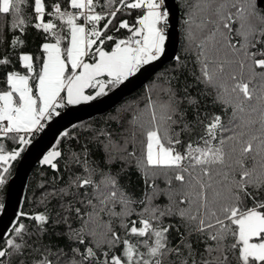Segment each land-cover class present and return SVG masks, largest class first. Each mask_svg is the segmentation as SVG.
<instances>
[{
    "label": "snow or ice",
    "instance_id": "6c2138e0",
    "mask_svg": "<svg viewBox=\"0 0 264 264\" xmlns=\"http://www.w3.org/2000/svg\"><path fill=\"white\" fill-rule=\"evenodd\" d=\"M24 2L0 0V14L19 15ZM246 2L245 8L239 6V0L231 3L228 0L221 3H217V0H204L202 10L209 15L202 20L201 27L206 28L209 24L215 26L206 38L207 46L216 52L226 48L232 56L226 52L223 59L217 60L202 50L200 55L204 59L201 60V76L197 77L198 81L222 90L218 96L232 107L233 119H239V123L226 129L221 117L217 115L210 123L204 124L198 111L199 101L192 96L178 100L176 90L168 82L169 86L164 89L168 99H149L146 108L150 111V118L138 123L140 117L134 115L130 124L134 128L138 126L143 136L144 154L137 166L143 165L145 171H175V181L180 182L184 188L183 198L172 201L170 197V205L161 209L152 205L154 196L146 197L148 204L139 214L140 218L131 221V226L122 221L124 239H121L111 224L100 221L98 227L103 224L106 231L100 233L99 239H95L98 235L95 229L91 230L90 235L94 238L97 251L106 250L98 256L93 247H86L83 253L73 248L74 257L79 255L80 259H72L69 264H189V259L191 264H264V201L257 200L249 191V188L257 192L264 190V51H252L258 44H264V28L253 23L254 19L264 22V15L256 11L254 0ZM69 3L72 12L62 11L61 5L56 3L52 6L53 11L48 13L67 25V46L61 47L64 37L55 32V23L44 22L46 13L42 0H34L35 19L38 21L34 27L54 36L55 43L45 42L41 45L42 62L35 76L32 75L34 66L30 54H21L18 58L27 74L21 75L16 71L5 74L6 88L0 90V135L16 139L20 145L30 143L26 135L42 128V120L59 114L56 109L61 106V93L66 92L68 104L94 100L106 94V86L122 84L143 65L159 59L164 52L165 32L161 25L168 18V12L162 10L164 0H106L104 4H99V0H69ZM98 4L103 9L101 12L95 10ZM121 10L138 12L133 24L122 20L116 29H127L130 35L126 39L115 40L111 51H104L96 45L114 40L113 36L107 35V31L110 26H115ZM105 20L103 28L98 27ZM23 23L20 19L13 27ZM234 25L238 27L234 28ZM233 34L240 37L235 43ZM19 42L16 38L12 45ZM94 46L97 58L93 63L85 62ZM8 63L7 59H0V65ZM209 64L215 65L211 72ZM226 66L230 68L227 79L232 84L229 97L225 100L223 97L228 91L226 84L217 81L216 75L224 73ZM101 77H107V80ZM32 79L36 80L35 88L30 85ZM88 88L99 90L95 95H86L85 90ZM184 101L195 110L193 127L203 124L205 136L200 138L203 141L202 147L198 144L194 146L195 142L190 141L181 152L177 150V146L183 144L180 136L192 130L186 122L187 110L182 111L180 107ZM253 101L256 103L253 104ZM177 127L180 128L179 132L176 131ZM218 130L230 131L232 134L218 137ZM135 139L136 132L133 131L131 141L134 143ZM128 143L129 138L126 137L125 145ZM117 151L126 152L127 148H117ZM19 155V151L5 152L0 147V165L10 164ZM61 155L60 151H50L41 163L56 169L54 161ZM133 155L128 153L129 157ZM116 158L109 157L110 160ZM249 158L252 161L251 167H248ZM76 162L79 163V159ZM84 164L88 170L86 160ZM217 166L222 170L218 171ZM7 171L8 168L4 167L3 172ZM214 172L223 179L213 182ZM185 173H188L187 181ZM90 177L91 172L88 177H76L73 183L77 189L87 188L93 185ZM3 183L4 177L0 174V184ZM101 183L104 184V191H100L99 186L94 188L97 193L95 199L101 207L97 211V205L88 200V205L93 208L89 216L98 217L109 204L114 206L117 203L122 206V210L113 215L131 216L134 201L121 191L117 178L105 175ZM249 198L253 200L252 206H248ZM185 204L187 208L179 207ZM76 212L79 215L80 209L77 208ZM165 216H178L184 222L187 236L179 233V226H176L180 243L175 247L170 246L168 240L173 225H163L162 218ZM31 219L37 222L41 231L45 230V215H35ZM64 222H67L66 218ZM24 231V225L19 223L13 229L21 241ZM193 235L198 238V243L204 245L200 252L192 247L190 238ZM74 236L81 245L85 244L79 233L70 231L69 239ZM129 236L139 239L133 243L127 238ZM27 247L26 242L17 243L14 239H5L4 247L0 248V264H8L5 257L24 255ZM182 248L187 250V257ZM49 255L52 253L49 252ZM171 255H175L177 260L170 261L168 258ZM197 255L199 260L196 259ZM34 264L53 262L42 252L41 258L34 261Z\"/></svg>",
    "mask_w": 264,
    "mask_h": 264
},
{
    "label": "trees",
    "instance_id": "16d2710c",
    "mask_svg": "<svg viewBox=\"0 0 264 264\" xmlns=\"http://www.w3.org/2000/svg\"><path fill=\"white\" fill-rule=\"evenodd\" d=\"M45 5L44 22H53L57 25L55 32L64 37L62 45L67 42L68 28L55 16H49L48 13L53 11L52 6L56 3L61 5V10L72 12L69 0H42ZM106 0H99V4H104ZM179 8V45L177 48V55L175 58L164 63L158 70H156L151 77L141 87L135 89L133 92L125 95L116 105L108 110L96 114L91 118H86L72 124L67 128L57 139L52 149L61 152V156L57 158L54 163L57 168L53 169L49 165L38 163L33 167L23 204V215L19 216L16 224L11 228L7 237L13 233V229L19 224H23L25 231L23 234V241L18 237L19 243L26 242L28 247L25 249L24 255H12L5 257L8 264H34V261L41 258V253L48 255L53 264H69L72 259L79 260L80 256L72 253L73 248H78L81 253L84 252L86 247L95 248L94 238L90 235L91 230L95 229L98 233L95 239L100 238V233L106 231L103 224H111L112 228L121 236L125 238V230L122 227V221L131 226V221L138 220L139 214L143 211L144 207L148 204L146 197L154 196L151 203L152 205L159 206L161 209L170 205V197L172 201H178L183 198L184 188L180 182L175 181V171L164 169H147L145 171L143 165L138 167L144 154L143 136L140 134V128L133 127L130 124L133 116L140 117L138 123L146 122L150 118V111L146 108L149 99L162 101L168 99V94L164 91L170 85L176 90L177 99L183 100L186 96H192L199 101L198 111L200 119L204 124L210 123L214 116H220L224 128L231 129L235 124L239 123V119H233L232 107L222 102L218 93L222 90L211 85L200 82L197 77L201 76V60L204 59L200 55L203 50L205 54L213 59H223L225 53L228 52L231 57L230 50L221 48L219 52L207 46L206 38L210 32L214 30V25L209 24L206 28L201 27L202 20L205 19L209 13L203 9L204 0H176ZM223 0H217L221 3ZM229 3L236 2V0H228ZM256 5V11L264 15V6ZM96 7L97 12L103 9L99 6ZM264 4V2H263ZM239 6L247 7L246 0H239ZM137 10H121L115 21V26H110L107 35L113 36V41H105L103 45L97 44L104 51H111L114 46L115 40L126 39L130 35L127 29H116L120 21L127 20L129 24H133L137 17ZM22 19L24 23L18 27H13ZM34 13V0H25L21 7L19 15L16 13L0 14V59H7V65H0V90L6 88L5 74L12 70L27 73L19 61V56L22 53H28L33 57V66L35 73L39 72L43 53L41 45L47 41H55V37L47 35L42 29H36ZM79 22H83L80 20ZM105 21H101L98 27L103 28ZM253 23L259 27L264 28V22L259 19H254ZM238 27V25L233 26ZM18 38L19 43L12 45V41ZM219 38V37H218ZM233 34V43L239 40ZM89 56L85 58V62L93 63L97 58L95 54V47ZM252 51H264V44H258ZM179 57V61L177 60ZM259 58V57H258ZM214 64H209V71L214 69ZM230 71L228 66L225 67L224 73H217V81H223L226 84L227 92L223 99H228L232 82L227 79V72ZM247 74V69H245ZM107 80V77H104ZM36 80L32 79L33 86ZM187 91L185 92V87ZM113 86H106L105 92ZM255 87V85H250ZM92 88H89L91 90ZM64 94V92H63ZM253 104L256 102L253 101ZM181 110H187L186 122L192 127L190 132L186 131L181 134L180 138L183 141L182 145L177 146L178 151H183L184 147L191 141L203 146V141L200 139L205 136L204 125H196L193 127L195 120L194 109H192L186 101L181 105ZM183 125H181L182 127ZM258 126V125H257ZM180 128L177 127L176 131L179 132ZM136 132V139L133 143L131 141V133ZM229 132L217 131V136L231 135ZM36 134L32 131L27 134V139L33 138ZM129 138V143L125 145V138ZM109 138L111 143L109 142ZM114 145L116 147H114ZM25 145L20 147L18 140L5 138L0 135V147H3L5 152L19 149L20 155ZM127 148V151H117V148ZM134 153L129 157L128 153ZM16 160L11 161L7 165L8 171L3 172V165H0V174H3L4 183L0 184V208L4 200L6 184L8 177L12 174ZM116 156L114 160L109 157ZM123 156L121 159L119 157ZM79 159V163L76 160ZM87 161V169L85 168L84 161ZM252 166L251 158L248 160V167ZM217 170H222L217 166ZM191 171V169H190ZM91 172V179L93 185L83 189H77L73 181L76 177L85 178ZM195 174V173H194ZM105 175H111L117 178L121 191L126 193L134 203L131 205V216H115L112 213H121L122 206L117 203L114 206L109 204L107 209L96 215L89 216L93 213V208L88 205L87 201L92 200V203L97 205V211L101 207L95 196L94 188L99 186L100 191H104V184L101 181ZM186 181L188 180V173H185ZM222 176H216L213 173V182L222 180ZM171 180V183L169 181ZM252 196L257 200L264 201V190L257 192L253 188H249ZM158 193V194H157ZM143 201L144 203H141ZM253 200L248 199V206H252ZM179 207L187 208L188 205H179ZM80 209L78 215L76 209ZM43 214L47 217V222L43 225L44 231H41L37 222L31 219L35 215ZM67 219L65 223L64 220ZM147 218V217H145ZM163 225L166 227L169 224L173 227L169 230L168 240L170 246L175 247L180 243V235L177 232L179 226V233L187 236L184 222L178 216H165L162 218ZM102 221L103 224L98 223ZM76 232L80 237L85 240V244L81 245L79 240L75 238L69 239V234ZM4 238L0 242V248L4 247ZM130 242L135 243L139 238L127 237ZM197 237L193 235L190 238L193 249L200 252L203 250V243L197 242ZM106 249L97 251V255ZM142 251L144 249H141ZM11 251V250H9ZM118 251V249L116 250ZM185 257H187V250L182 248ZM49 252L52 255H49ZM199 255L196 259L199 260ZM170 261H176L177 257L171 255L168 258ZM191 264V259H189Z\"/></svg>",
    "mask_w": 264,
    "mask_h": 264
},
{
    "label": "water",
    "instance_id": "95a60500",
    "mask_svg": "<svg viewBox=\"0 0 264 264\" xmlns=\"http://www.w3.org/2000/svg\"><path fill=\"white\" fill-rule=\"evenodd\" d=\"M263 2L264 0H256L257 5L260 6H264ZM164 8L168 12V18L167 27L164 30V52L159 59L143 65L135 75L130 76L122 84L113 86L106 91L105 95L97 96L94 100L68 104L67 94L64 92L65 105L58 111L59 114L42 120L43 128L29 139V144L24 146L14 171L7 179L5 196L0 209V237L6 238L19 216L24 214L22 204L30 173L34 166L38 163L42 164L41 161L48 152L53 151L52 147L60 135L72 124L91 118L116 105L125 95L144 85L164 63L176 57L179 45V8L176 0H164ZM88 89L85 90L86 95H95L99 90L95 88L89 92Z\"/></svg>",
    "mask_w": 264,
    "mask_h": 264
},
{
    "label": "rangeland",
    "instance_id": "374dc122",
    "mask_svg": "<svg viewBox=\"0 0 264 264\" xmlns=\"http://www.w3.org/2000/svg\"><path fill=\"white\" fill-rule=\"evenodd\" d=\"M162 10H165V8H164V3H163V6H162ZM80 23H83V22H80ZM161 27L165 30L166 29V27H167V22L166 23H163L162 25H161ZM67 39H68V37H67ZM68 41V40H67ZM45 43V42H44ZM47 43H55V41H47ZM67 46V42H66V44L63 46L62 45V42H61V47H66ZM22 54H28V53H22ZM40 70V69H39ZM12 71H16V70H12ZM16 72H18V73H20L21 75H24V74H27V73H23V72H19V71H16ZM101 79L102 80H104V77H101ZM36 83V82H35ZM30 85L33 87V88H35V84H34V86H33V83H32V80L30 81ZM62 94V96H63V98H64V94L63 93H61ZM63 103H61V105H62ZM61 109V106L60 107H58L57 109H56V112H58L59 110ZM41 123H42V125L44 124L43 123V121H41ZM26 138H28L27 136H26ZM29 140V139H28ZM22 145H20V147H21ZM15 151H19V149H15ZM3 167H7V165H3ZM1 209V208H0ZM7 238H11V239H14V240H16V242L17 243H19V240L17 239V236L15 235V233L13 232L11 235H9Z\"/></svg>",
    "mask_w": 264,
    "mask_h": 264
},
{
    "label": "built area",
    "instance_id": "2783aa9c",
    "mask_svg": "<svg viewBox=\"0 0 264 264\" xmlns=\"http://www.w3.org/2000/svg\"><path fill=\"white\" fill-rule=\"evenodd\" d=\"M162 6H163V5H162ZM61 96H62V94H61ZM62 97H63V96H62ZM61 103H63V104L61 105V108H62V107L65 105L64 98L60 101V104H61ZM41 129H42V128H40L39 130H33V131H34L35 134H38V133L41 131Z\"/></svg>",
    "mask_w": 264,
    "mask_h": 264
},
{
    "label": "flooded vegetation",
    "instance_id": "af4514ba",
    "mask_svg": "<svg viewBox=\"0 0 264 264\" xmlns=\"http://www.w3.org/2000/svg\"><path fill=\"white\" fill-rule=\"evenodd\" d=\"M94 90V88H92L91 90H89V92H92ZM43 123H44V121H43ZM43 126H44V124H43ZM43 128V127H42Z\"/></svg>",
    "mask_w": 264,
    "mask_h": 264
}]
</instances>
